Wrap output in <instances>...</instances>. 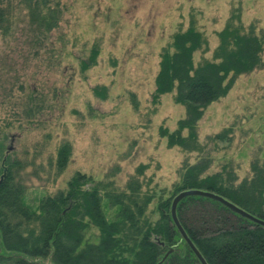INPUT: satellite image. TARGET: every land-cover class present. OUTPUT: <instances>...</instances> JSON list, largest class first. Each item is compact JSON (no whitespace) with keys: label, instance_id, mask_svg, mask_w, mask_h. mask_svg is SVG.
Masks as SVG:
<instances>
[{"label":"rangeland","instance_id":"1","mask_svg":"<svg viewBox=\"0 0 264 264\" xmlns=\"http://www.w3.org/2000/svg\"><path fill=\"white\" fill-rule=\"evenodd\" d=\"M59 3L58 28L38 44H33L27 20L18 21L9 35L0 33V178L9 162L19 169L25 201L36 207L39 199L65 190L76 173L96 182L112 180L122 189L143 164L148 168L141 179L150 182L145 189L164 190L168 197L182 163L194 162L197 155L168 148L159 136L160 127L173 131L185 115L174 94L152 103L160 53L192 17L209 50L196 53L194 63L203 56L210 59L218 44L215 33L223 29L233 7L241 8L244 26L264 28V0ZM95 45L97 63L82 72L80 62ZM95 87L106 88L104 99L93 93ZM227 128H232L230 143L220 144L217 151L210 147L209 173L230 162L240 182L250 177L252 160L264 156V66L238 77L228 95L205 110L199 140L204 143ZM63 143L71 146V156L57 174L56 155ZM97 236L90 228L85 240L95 243Z\"/></svg>","mask_w":264,"mask_h":264},{"label":"trees","instance_id":"2","mask_svg":"<svg viewBox=\"0 0 264 264\" xmlns=\"http://www.w3.org/2000/svg\"><path fill=\"white\" fill-rule=\"evenodd\" d=\"M61 17L59 0H0L4 36L18 21L27 20L33 44H38V39L58 28ZM215 35L218 44L211 58L203 56L195 65L194 55L209 50L207 38L191 17L188 27L178 29L160 53L152 103L174 94V103L184 108L185 115L173 131L160 127L159 136L168 148L197 155L194 162L182 163L171 194L165 198L164 190H146L150 182L142 179L148 166L140 164L122 189L112 180L96 182L76 173L65 190L39 199L32 207L25 201L19 169L9 162L0 178V264H199L170 217L171 201L183 190L213 192L264 220V156L255 157L250 177L237 182L230 162L209 173L210 147L217 151L220 144L228 145L232 128L207 136L204 143L198 135L205 110L225 98L238 77L264 66V28L244 26L241 8L233 7ZM98 54L95 45L87 60L80 62L82 72L96 65ZM93 93L104 99L106 88L95 87ZM131 97L137 110L135 96ZM70 156L71 146L63 143L56 155L57 174L66 169ZM155 200V208L150 209ZM176 212L207 264H264V228L201 197L183 199ZM90 228L98 232L95 243L85 240Z\"/></svg>","mask_w":264,"mask_h":264},{"label":"water","instance_id":"3","mask_svg":"<svg viewBox=\"0 0 264 264\" xmlns=\"http://www.w3.org/2000/svg\"><path fill=\"white\" fill-rule=\"evenodd\" d=\"M188 197H201V198H206L212 201H215L219 204H221L222 206L226 207L228 210H230L232 213H234L237 216H240L241 218L257 225L260 226L262 228H264V220L259 219L253 215H251L250 213L246 212L245 210L241 209L240 207L236 206L235 204L229 202L228 200H226L225 198L213 193V192H208V191H204V190H197V189H189V190H183L181 192H179L178 194H176L172 201H171V205H170V217H171V221L174 225V227L176 228L181 240L184 242V244L188 247V249L192 252V254L194 255V257L196 258V260L199 262V264H207V262L205 261V259L203 258V256L201 255V253L199 252V250L196 248V246L193 244V242L191 241V239L188 237L186 231L184 230V228L182 227V225L180 224L178 218H177V205L185 198ZM172 250L170 249L169 252H171ZM168 256V254H166L164 256V259Z\"/></svg>","mask_w":264,"mask_h":264}]
</instances>
